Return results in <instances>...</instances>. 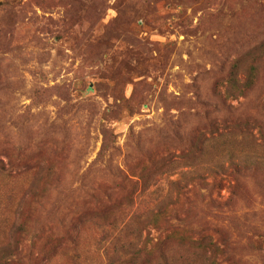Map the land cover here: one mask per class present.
I'll list each match as a JSON object with an SVG mask.
<instances>
[{
    "label": "rangeland",
    "instance_id": "1",
    "mask_svg": "<svg viewBox=\"0 0 264 264\" xmlns=\"http://www.w3.org/2000/svg\"><path fill=\"white\" fill-rule=\"evenodd\" d=\"M0 264H264V0H0Z\"/></svg>",
    "mask_w": 264,
    "mask_h": 264
},
{
    "label": "trees",
    "instance_id": "2",
    "mask_svg": "<svg viewBox=\"0 0 264 264\" xmlns=\"http://www.w3.org/2000/svg\"><path fill=\"white\" fill-rule=\"evenodd\" d=\"M105 149V148H104Z\"/></svg>",
    "mask_w": 264,
    "mask_h": 264
}]
</instances>
